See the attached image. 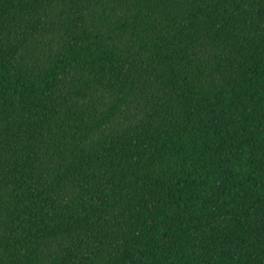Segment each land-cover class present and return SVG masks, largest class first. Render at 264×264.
Returning a JSON list of instances; mask_svg holds the SVG:
<instances>
[{"label":"trees","instance_id":"trees-1","mask_svg":"<svg viewBox=\"0 0 264 264\" xmlns=\"http://www.w3.org/2000/svg\"><path fill=\"white\" fill-rule=\"evenodd\" d=\"M0 264H264V0H0Z\"/></svg>","mask_w":264,"mask_h":264}]
</instances>
